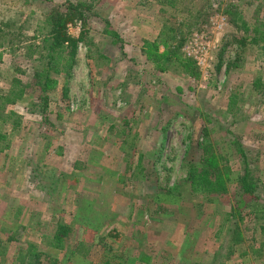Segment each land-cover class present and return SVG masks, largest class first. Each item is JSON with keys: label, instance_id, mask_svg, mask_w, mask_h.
<instances>
[{"label": "rangeland", "instance_id": "1", "mask_svg": "<svg viewBox=\"0 0 264 264\" xmlns=\"http://www.w3.org/2000/svg\"><path fill=\"white\" fill-rule=\"evenodd\" d=\"M69 1L88 8L69 34H88L49 123L31 94L0 114V264H264V218L232 221L239 243L227 220L236 140L264 199V0ZM48 4L0 0V94L40 68L24 46L41 44ZM207 144L223 195L186 181Z\"/></svg>", "mask_w": 264, "mask_h": 264}, {"label": "trees", "instance_id": "2", "mask_svg": "<svg viewBox=\"0 0 264 264\" xmlns=\"http://www.w3.org/2000/svg\"><path fill=\"white\" fill-rule=\"evenodd\" d=\"M45 1L49 2L47 5L49 14L46 15L43 26V29L46 30V34L41 44L24 46L29 58L34 55V52L36 53L37 58L33 60L40 61L41 66L34 70L28 82H23L18 78H12L8 91L5 94H0V114H3L7 107H12L18 102H22L27 95H33V99L29 106L33 110V113L39 114L40 123L42 125L49 123L50 89L56 85L57 77H62L64 81L68 80L72 66L76 61L78 43L84 42L86 38H84L83 35L88 34L87 30H83L79 38H74L67 30V25L76 19L80 21L83 20V23L85 22L83 11L88 8H86L84 4H74L69 0L56 2L52 0ZM232 14H236V12L231 11V17ZM104 22L106 27H108V21L104 20ZM231 23L235 24L236 22L233 20ZM242 26L243 28L245 26L247 27L245 22H243ZM104 33L112 34L114 38H118L115 32H109L107 28L104 30ZM251 41L255 43L256 41L264 42V32L257 31L255 37H253ZM85 45L89 47L92 44ZM62 91L65 97L67 93L66 88H63ZM10 114H12V112ZM2 138L3 136L0 134V139ZM236 145L239 148L238 154L244 165V169L237 179L238 190L237 193L234 194L230 211L227 214V220L229 223L228 238L231 237L232 242L239 243L241 238L238 232V225L232 221L242 218L244 213L252 216V214H250L252 208L254 216L264 218V199L258 195L256 182L248 168L244 151L240 148L237 140ZM210 146L209 144L203 147L200 145V157L196 164L188 166L186 181L191 192L194 194L223 195L227 192V175L226 173H220V171H218ZM226 172H228V170ZM260 228L264 229V225L260 226ZM68 234V227L59 225L51 239V247L62 250ZM37 262L38 261L35 260V263Z\"/></svg>", "mask_w": 264, "mask_h": 264}]
</instances>
